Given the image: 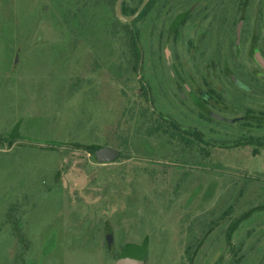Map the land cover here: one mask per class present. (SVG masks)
Returning <instances> with one entry per match:
<instances>
[{
    "label": "rangeland",
    "instance_id": "rangeland-1",
    "mask_svg": "<svg viewBox=\"0 0 264 264\" xmlns=\"http://www.w3.org/2000/svg\"><path fill=\"white\" fill-rule=\"evenodd\" d=\"M117 2L0 0V264H264V0Z\"/></svg>",
    "mask_w": 264,
    "mask_h": 264
},
{
    "label": "trees",
    "instance_id": "trees-1",
    "mask_svg": "<svg viewBox=\"0 0 264 264\" xmlns=\"http://www.w3.org/2000/svg\"><path fill=\"white\" fill-rule=\"evenodd\" d=\"M155 0H150L143 12L141 13V15L143 16L145 14V12L148 10V7L154 2ZM137 31H132V36H131V43H132V46L133 48L135 49L136 51V56L139 60V49H138V41H137ZM170 124L173 126V128L178 131L179 133H184V134H187V135H191L193 136L196 140L204 143V144H210V142L208 141V139L206 138L205 134L200 131L199 129H196V128H184L182 127L178 122L174 121V120H170ZM248 144H255L257 145L258 147L260 146H263L264 145V142H263V139L262 138H254V137H248V138H244V139H240V140H237L235 141L234 143H232V145H230L231 147H238V146H242V145H248ZM97 147L98 146H95L93 148V152L96 153V150H97ZM254 154H257L258 152V148H255L253 150ZM125 253H128L126 256L128 255H131V254H139L140 252L139 251H127ZM124 253V254H125Z\"/></svg>",
    "mask_w": 264,
    "mask_h": 264
},
{
    "label": "water",
    "instance_id": "water-1",
    "mask_svg": "<svg viewBox=\"0 0 264 264\" xmlns=\"http://www.w3.org/2000/svg\"><path fill=\"white\" fill-rule=\"evenodd\" d=\"M150 0H143L139 7L136 9V11L131 16H125L120 8V0L117 2L116 11L118 16L126 21V22H132L134 21L137 16L141 13L144 6L149 2ZM97 159L99 161H111L116 158H118L121 155V151L117 148H113L111 146H98L96 150ZM119 264H143L142 256L140 254H131L128 256H125Z\"/></svg>",
    "mask_w": 264,
    "mask_h": 264
},
{
    "label": "flooded vegetation",
    "instance_id": "flooded-vegetation-1",
    "mask_svg": "<svg viewBox=\"0 0 264 264\" xmlns=\"http://www.w3.org/2000/svg\"><path fill=\"white\" fill-rule=\"evenodd\" d=\"M90 233H91V231H90ZM103 233H104V234H102L101 231H98V233H96V236L100 234V237L95 238L96 236H92V239L95 238V241H94L93 243H94V244H99V245H97V247H96V250H95L96 256H94V257H96L97 262L99 263L101 256L103 255L104 252H106V251H105V248H106V249H107V256L110 255V258H111V259L113 258V260H114V263H113V264H119V262H120V261H121V260H122V259L128 254V253H125V254L123 253V254H122V252H121V248L118 250V249L115 248L114 243H113V245H112V236H111V234H110V232H109L108 230L105 231V229H104ZM101 237H102V238H101ZM104 238H105V239H104ZM101 239H102L103 241L106 242V246L102 247V245L100 244L101 241H102ZM149 245H150V242H149ZM91 246H92V245H91ZM146 246H148V244H147ZM113 248H114L115 251H117L116 253H118L116 257H115V256L112 257V255H111V251L113 250ZM19 250H20V249H19ZM22 252H23V250L19 251L18 255L22 254ZM39 254H40V252H39ZM39 254L36 255L35 259L38 258ZM140 255H141V254H140ZM99 256H100V257H99ZM107 256H106V257H107ZM141 256H142V255H141ZM145 258H146V257H145ZM103 259H105V257L102 258V260H103ZM142 260H143V257H142ZM66 263H67V262H66ZM60 264H63V263H60ZM102 264H104L103 261H102ZM143 264H146L145 260H143Z\"/></svg>",
    "mask_w": 264,
    "mask_h": 264
}]
</instances>
